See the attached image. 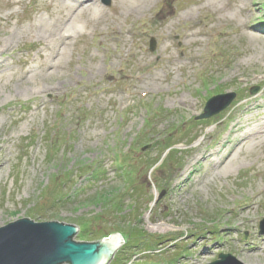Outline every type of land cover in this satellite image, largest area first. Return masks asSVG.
Masks as SVG:
<instances>
[{
	"label": "rangeland",
	"instance_id": "374dc122",
	"mask_svg": "<svg viewBox=\"0 0 264 264\" xmlns=\"http://www.w3.org/2000/svg\"><path fill=\"white\" fill-rule=\"evenodd\" d=\"M63 1L0 0V40L5 30L23 35L0 53V148L5 141L9 159L0 226L54 218L78 228L75 241L143 228L144 239L108 264H211L222 253L236 258L223 264H264V134L253 137L264 131V58L256 56L264 0ZM60 18L76 34L47 69L42 54L57 48ZM28 67L36 84L56 88L20 87ZM228 92L236 95L225 110L196 120L211 96ZM46 136L58 144L53 155ZM215 151L220 161L233 154L232 163L210 179L217 160L206 154Z\"/></svg>",
	"mask_w": 264,
	"mask_h": 264
},
{
	"label": "water",
	"instance_id": "95a60500",
	"mask_svg": "<svg viewBox=\"0 0 264 264\" xmlns=\"http://www.w3.org/2000/svg\"><path fill=\"white\" fill-rule=\"evenodd\" d=\"M155 43L152 39L151 49ZM234 97L235 92H228L209 98L197 119L218 114L230 105ZM260 227L264 231V219ZM77 232L74 225L54 218L35 219L32 216L0 226V264H108L124 242L115 230L108 233H114L109 238L99 240V237L92 241H75L73 237ZM220 257L211 264L236 261L230 254L222 253Z\"/></svg>",
	"mask_w": 264,
	"mask_h": 264
},
{
	"label": "bare ground",
	"instance_id": "6f19581e",
	"mask_svg": "<svg viewBox=\"0 0 264 264\" xmlns=\"http://www.w3.org/2000/svg\"><path fill=\"white\" fill-rule=\"evenodd\" d=\"M71 1H74V3L76 4H80L79 6H83V7H89L94 0H83V1H79V0H68L69 3H67L66 1H63L64 4H66L67 7H70L72 4H71ZM75 6H72L70 8H74ZM78 7V6H77ZM76 8V7H75ZM60 26H62V18H60ZM32 27H34V25L32 24L31 25ZM76 27H74L73 25H67L66 24V21L64 20L63 21V29L62 27H59V30L54 34V42L57 43V48H55L54 50L52 49H49L48 46V49H49V53L47 54H42V56L44 55V59L42 58V60L45 61V66L47 67V69H54L56 68L57 66H59V61H60V58L62 57L63 55V51L66 49V47L69 45V38L71 36H74L76 34ZM7 30H5V36L0 40V53H4V52H7L9 51V49L11 48V46L13 45L14 42H17L19 39H21L23 37V35H21L20 33H18V31L15 33V32H11V33H8ZM52 40V38H51ZM63 44L65 47L64 48H60V45ZM40 54L43 53V52H39ZM38 54V55H40ZM256 56L259 58V59H263L264 58V53L263 54H259L257 53ZM50 57V58H49ZM56 58V59H55ZM24 64L27 63V61H23ZM2 61L0 62V66L2 67ZM1 70V68H0ZM4 70V69H3ZM2 70V72H3ZM35 72H36V69L35 68H32V67H28L26 68L25 70H22L20 72V76H21V79L19 80V85H21L20 87L22 86H25L27 88V90L30 88L29 86H35V88L37 89L36 91H38L39 93L41 92H44V91H47L48 89H55L56 86L55 84H49L47 86H39L38 84L35 83V81L33 80V77L35 76ZM51 74H52V71H49ZM48 72V74H49ZM50 75V74H49ZM34 89V88H33ZM257 97H253L251 100H253V104L255 107L257 108H260V107H263V105H261L258 101H256ZM185 101V100H184ZM260 117H264V112L260 113L259 114ZM259 120V119H257ZM256 121V120H254ZM242 128V124L240 122H235L233 125H232V128L230 130V132H233L236 133L237 131H239L240 129ZM258 133H261V134H264V131L262 130H257L256 133L253 134V137H255ZM234 135H237L234 134ZM234 135L230 138H226L224 141H222V145H226V143H230L232 144V141L234 139ZM245 139V138H243ZM243 139L241 138L239 140V146L242 144V141ZM264 140V137L261 139V141ZM261 141H256V139H253V142L251 143V146L255 145L257 142H261ZM3 146L0 148V178L2 176V172H3V160H6L8 161L9 159L5 158L4 155L2 154V149H4L3 147L6 145L5 144V141L2 143ZM241 148V147H239ZM218 151V150H217ZM217 151H215L214 153H207L206 154V157H209L211 159V156L214 155L215 156V159L217 160L214 165H213V174L211 176L210 179H213V177L215 175L217 176H220L222 175L225 171L228 170V167L231 165L232 163V155L230 154L231 157H228L226 156L224 158V162L223 161H220V157L223 158L222 155H220L219 153H217ZM218 155V156H217ZM223 162V164H221Z\"/></svg>",
	"mask_w": 264,
	"mask_h": 264
},
{
	"label": "trees",
	"instance_id": "16d2710c",
	"mask_svg": "<svg viewBox=\"0 0 264 264\" xmlns=\"http://www.w3.org/2000/svg\"><path fill=\"white\" fill-rule=\"evenodd\" d=\"M200 122V121H199ZM202 122H204V121H202ZM47 133L49 134L50 132H48L47 131ZM46 133V134H47ZM46 139L47 140H49L50 138L49 137H47L46 136ZM49 146H50V150H52V155H53V153H55L56 151H57V149H58V144H53V140H52V138L50 139V143H49ZM55 146V147H54ZM173 146H174V142H167L165 145H164V152L165 151H167V154H166V156L163 158L164 160H166V158H168V156L172 153V151H173ZM50 153H51V151H50ZM49 157H51V154H49ZM48 157V158H49ZM156 162H157V160L155 161V162H153V163H151V168L156 164ZM116 163H118V165H119V167H122V170H124V168H125V166H126V163H127V159H125V158H123L122 160H120V159H118L117 161H116ZM161 166V164L160 165H158V166H156L154 169H156V168H159ZM131 170V169H130ZM95 169L94 170H92V174L95 176L96 175V177L98 178L99 177V174H95ZM101 173H103V172H101ZM63 182V181H62ZM97 197H94L93 198V200H95V201H97V198H98V200H100V199H103L105 202H107V205H108V207H112V208H114V210H116L117 212H118V207L119 208H121L122 207V201L121 200H118V202H119V206L117 207L116 206V202H117V200H115L114 201V203H113V201L111 202V199H109L108 198V196H106V195H96ZM57 199V198H56ZM57 201H59V200H57ZM112 204H114V205H112ZM136 204V203H135ZM137 207V206H136ZM132 209H135V205L131 208V210ZM122 212H124V210H121V213ZM83 221V220H82ZM94 221V220H93ZM84 222H86L88 225H93V222L92 221H89V220H84ZM85 224V223H84ZM120 226V225H119ZM121 227V226H120ZM101 228V227H100ZM119 228V227H118ZM118 228L116 229L117 231H120V232H123V234H124V238H125V244H124V247L125 246H129V245H135V244H137V243H140L143 239H144V237L147 235V233L143 230V228H141V227H137V226H132L128 231H126V230H123V231H121V230H118ZM99 232H97V234H100V236H101V238L102 237H104V236H108V235H110V234H104V232H102L101 231V229H97ZM91 231V230H90ZM92 233L94 232V231H91ZM123 247V248H124Z\"/></svg>",
	"mask_w": 264,
	"mask_h": 264
}]
</instances>
